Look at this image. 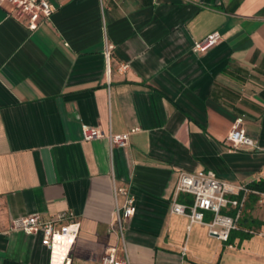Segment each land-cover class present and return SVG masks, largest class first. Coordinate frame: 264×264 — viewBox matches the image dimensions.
<instances>
[{
  "label": "crops",
  "instance_id": "1",
  "mask_svg": "<svg viewBox=\"0 0 264 264\" xmlns=\"http://www.w3.org/2000/svg\"><path fill=\"white\" fill-rule=\"evenodd\" d=\"M49 2L34 30L0 5V264H50L41 231L9 227L60 211L80 223L70 264H102L112 247L130 264H264L261 236L223 241L170 211L182 171L264 183V0ZM214 30L221 40L194 52ZM238 117L257 148L224 142ZM83 125L105 136L83 139ZM121 186L136 207L123 241L110 225ZM256 201L241 223L264 229Z\"/></svg>",
  "mask_w": 264,
  "mask_h": 264
},
{
  "label": "built area",
  "instance_id": "2",
  "mask_svg": "<svg viewBox=\"0 0 264 264\" xmlns=\"http://www.w3.org/2000/svg\"><path fill=\"white\" fill-rule=\"evenodd\" d=\"M7 5L10 12L30 30H34L43 22L50 20L54 8L49 0H0V5ZM221 40V34L214 30L203 38L194 41L192 50L204 52ZM111 46L106 44L104 54L109 57ZM127 62L120 63L118 70L124 72ZM131 131H134L131 130ZM129 133L106 136L110 145L125 147L128 144ZM105 136L97 127L82 126V137L93 140ZM224 142L233 150L245 147L257 148L256 143L246 134L243 119L234 120ZM114 194L124 197L122 204L115 202L114 219L111 228L118 237L124 239V223L136 210L135 198L126 187H114ZM256 195L259 203H264V191L251 188L249 185L233 184L220 178L213 170H198L195 172L179 173L170 211L185 216L190 224L199 223L207 227L211 236L228 241L233 231L264 237V229H255L241 223L243 210L249 195ZM185 195L189 201H180L179 196ZM208 215V216H207ZM264 225V216L261 218ZM79 221L71 211H60L45 218L40 214H29L13 218L10 230H20L26 234L42 232V243L50 251V264H70V250L79 233ZM186 248L182 247L183 254ZM102 264H130L126 253L117 257L114 247L107 250L101 257Z\"/></svg>",
  "mask_w": 264,
  "mask_h": 264
},
{
  "label": "trees",
  "instance_id": "3",
  "mask_svg": "<svg viewBox=\"0 0 264 264\" xmlns=\"http://www.w3.org/2000/svg\"><path fill=\"white\" fill-rule=\"evenodd\" d=\"M251 188H254V189H258V190H261V191H264V183L263 182H257V183H255V184H250L249 185ZM184 195H180L179 196V200L180 201H189V198L188 197H183ZM233 232H236V231H233ZM232 232V233H233ZM232 233L230 234V237H229V240L228 241H230L231 240V237H232ZM244 235H246V236H249V234H246V233H244Z\"/></svg>",
  "mask_w": 264,
  "mask_h": 264
},
{
  "label": "rangeland",
  "instance_id": "4",
  "mask_svg": "<svg viewBox=\"0 0 264 264\" xmlns=\"http://www.w3.org/2000/svg\"><path fill=\"white\" fill-rule=\"evenodd\" d=\"M256 202H257V201H256ZM257 204H259V203L257 202ZM260 204H264V203H260ZM246 213H248V212H246ZM248 238H249V239H251V238L258 239V237H257L256 234H254V235H249ZM261 238L264 239V237H261Z\"/></svg>",
  "mask_w": 264,
  "mask_h": 264
}]
</instances>
